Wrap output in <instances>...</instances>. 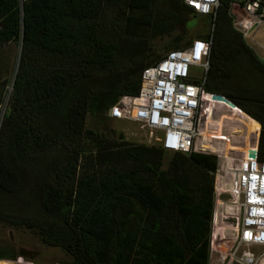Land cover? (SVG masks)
Instances as JSON below:
<instances>
[{"label":"trees","instance_id":"16d2710c","mask_svg":"<svg viewBox=\"0 0 264 264\" xmlns=\"http://www.w3.org/2000/svg\"><path fill=\"white\" fill-rule=\"evenodd\" d=\"M218 3L196 38L210 40L203 90L259 124L264 162V62L233 30L230 0ZM196 19L173 0H0V47L19 45L0 118V196L31 195L49 217L0 211V223L69 264H208L216 157L171 153L163 167L157 146L85 129L87 117L107 120L118 98L136 96L142 70L160 58L153 42L175 35L167 52L180 49ZM3 95L1 82L0 106Z\"/></svg>","mask_w":264,"mask_h":264},{"label":"built area","instance_id":"2783aa9c","mask_svg":"<svg viewBox=\"0 0 264 264\" xmlns=\"http://www.w3.org/2000/svg\"><path fill=\"white\" fill-rule=\"evenodd\" d=\"M173 1L211 21L219 4L218 0ZM228 16L233 30L242 41L248 47L250 44L259 47L264 53V46L254 40L264 26V0H230ZM209 45V39H193L180 49L162 54L155 63L142 70L136 96L118 98L108 109L106 117L148 130L149 140L144 139L143 142L157 146L166 153H209L224 162L235 159L233 169H225L222 175H218L216 170L214 177L219 178L223 192L227 186L225 193L235 206L237 244L264 247V162H259L256 157L259 130L253 142L245 145L249 139H246L245 127L238 120L227 116V111V115L222 114L215 119L214 115L224 109L209 103L211 94L203 90ZM193 69L202 71L200 80L190 75ZM232 108L239 118L248 119L238 108ZM218 121L219 137L203 140L206 133L215 135ZM226 121L236 122L240 128H230ZM224 130H230V134L222 135ZM242 130L244 136L240 145H234L233 135L240 134ZM226 143L229 144L228 150ZM251 152L255 153L253 158L249 157ZM222 170V165H219V171ZM227 171H231L230 177ZM229 207L228 215L231 214ZM239 262L264 264V257L258 260L252 254L243 252Z\"/></svg>","mask_w":264,"mask_h":264},{"label":"rangeland","instance_id":"374dc122","mask_svg":"<svg viewBox=\"0 0 264 264\" xmlns=\"http://www.w3.org/2000/svg\"><path fill=\"white\" fill-rule=\"evenodd\" d=\"M209 31V20L205 17L197 16L195 24L190 30V34L185 35L180 41L179 45L184 46L191 40L196 39L197 35H204ZM174 36L175 35L171 36L170 38H164L153 42L152 46L155 50V53L161 56L167 52L166 47L173 44L172 42L176 38V36ZM254 40L257 44L264 46V26L255 35ZM249 47L254 52L256 57L264 62V53L261 51V49L252 44H250ZM18 53L19 45L15 43H9L0 47V83L4 82V97L3 104L0 106V118L1 114L6 108L8 95L11 90L10 85L14 75ZM190 75L194 77L195 80H200L202 71L200 69H193L190 71ZM214 104L221 106L224 109L214 115L215 119H217L219 115H227L229 113L227 116L238 120L245 127L244 133L247 134L246 139H249L246 141L247 143H245V145H250V143H252L255 139L257 130H259V124L252 122L250 117H248V119L239 118V116L236 115L237 113L234 112V109L223 102L216 101ZM226 123L230 128H240V126L236 125V122L226 121ZM219 124L220 122L218 121V130L216 131L215 135L206 133L203 136V140H206L207 138H218ZM85 129L91 130L94 133L99 134L101 137L106 138L115 137L118 133H122L123 136H127L126 139L128 141H131L135 144L148 145L143 142L144 139H148V135L145 130L139 129L136 124L130 122L115 121L111 119L102 121L87 117L85 120ZM244 133L242 130L240 134L235 133L233 135L232 140H235L233 143L234 145H240ZM229 134L230 130H224L222 135L228 136ZM225 148L228 150L229 144L226 143ZM170 156L171 153H165L163 167L166 166ZM216 159L218 175H222L225 169H233L235 159L233 161L228 160L226 162L221 160L219 157L217 158V156ZM219 165H222V171H219ZM227 173L230 177L231 171H227ZM32 180V174L27 173L25 175L24 184L26 191L32 190ZM225 190L227 191V186H225L224 192L220 186L218 190V196H220L222 192L223 195L221 199H219V202L215 203L216 197H214L208 264H240L239 256L243 252H248L255 256L258 260H261L264 257V247L237 244V235L235 234L237 214L234 211L235 206H233L229 201ZM227 207L231 209V214L229 215L227 213ZM0 211L11 217H31L36 220H49V217L43 213L41 207L36 202V200L31 197V195L27 199L23 200H21L19 196L12 198L0 196ZM20 251L27 253L26 258L18 257ZM0 254H4L5 256H8L12 259L14 258L13 260H0V264H69V258L59 249L49 248L42 245L38 238L28 230L22 228H10L9 226L2 223H0Z\"/></svg>","mask_w":264,"mask_h":264},{"label":"water","instance_id":"95a60500","mask_svg":"<svg viewBox=\"0 0 264 264\" xmlns=\"http://www.w3.org/2000/svg\"><path fill=\"white\" fill-rule=\"evenodd\" d=\"M210 99L212 101H218V102H223L225 103L226 105L230 106V107H234V105L232 103H230L228 100H226L224 97L222 96H219V95H214V94H211L210 96ZM255 156V153L254 152H251L249 154V157L253 158Z\"/></svg>","mask_w":264,"mask_h":264},{"label":"bare ground","instance_id":"6f19581e","mask_svg":"<svg viewBox=\"0 0 264 264\" xmlns=\"http://www.w3.org/2000/svg\"><path fill=\"white\" fill-rule=\"evenodd\" d=\"M139 129H142V130H145V132L147 133V135H148V139L147 140H149V132H148V130H146V129H143V128H139ZM125 136V135H124ZM126 137L127 136H125V139H126ZM127 140V139H126ZM219 188H220V184H219V178L218 177H216L215 178V203H217V202H219V199H221V197H222V195H223V192H222V194L220 195V196H218V190H219ZM217 200V201H216ZM228 212V211H227ZM228 216V215H227ZM223 232V231H222ZM231 235V234H230ZM216 251H218V250H216Z\"/></svg>","mask_w":264,"mask_h":264}]
</instances>
